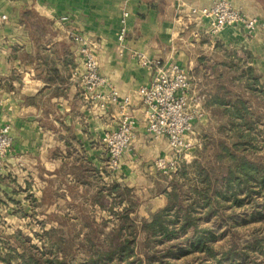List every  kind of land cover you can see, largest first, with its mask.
I'll return each mask as SVG.
<instances>
[{
    "label": "crops",
    "instance_id": "1",
    "mask_svg": "<svg viewBox=\"0 0 264 264\" xmlns=\"http://www.w3.org/2000/svg\"><path fill=\"white\" fill-rule=\"evenodd\" d=\"M232 1L259 19L255 32L233 25L213 37L206 32L209 19L189 20L191 6L214 0H0V124L10 126L14 139L0 172V231L59 234L80 227L88 208L99 209L96 197L110 189L117 195L111 184L127 190L125 201L136 203L131 215L139 220L164 208L166 187L156 182L154 161L171 147L167 137L147 132L139 89L155 69L140 57L186 67L198 94L201 79L220 70L230 53L264 83V0ZM123 26L126 36L119 40ZM82 44L91 47L119 101L129 98L136 120L127 164L116 172L106 164L101 139L118 127L121 106L98 107L85 98Z\"/></svg>",
    "mask_w": 264,
    "mask_h": 264
},
{
    "label": "trees",
    "instance_id": "2",
    "mask_svg": "<svg viewBox=\"0 0 264 264\" xmlns=\"http://www.w3.org/2000/svg\"><path fill=\"white\" fill-rule=\"evenodd\" d=\"M228 57L220 70L199 83L207 113L206 122L196 124L199 143L192 160H182L171 175L158 172L156 182L166 187L168 201L151 220L131 215L136 203L127 204V190L111 184L117 195L110 189L96 197L99 209L88 208L80 227L72 225L59 234L44 229L39 234L47 244L45 252L14 232L1 241L0 260L151 263L157 244L188 234L191 248L183 253H205L198 264H264V83L241 58L234 53ZM97 210L107 216L98 219ZM222 236H227L226 244L214 248L213 242ZM168 251L177 254L182 249Z\"/></svg>",
    "mask_w": 264,
    "mask_h": 264
},
{
    "label": "built area",
    "instance_id": "3",
    "mask_svg": "<svg viewBox=\"0 0 264 264\" xmlns=\"http://www.w3.org/2000/svg\"><path fill=\"white\" fill-rule=\"evenodd\" d=\"M188 16L191 22L209 19L206 32L213 37L233 25H242L247 33L252 34L259 25L256 16L248 15L236 7L232 0H214L210 6H191ZM2 17L5 19V16ZM125 36L126 27L123 26L118 38L124 40ZM76 39L83 42L81 38ZM80 52L84 61L81 82L85 98L98 107H105L110 102L121 106L118 127L105 132L101 139L108 152L106 164L111 171L116 172L127 164L124 155L133 145L136 120L130 111L129 98L119 101L118 91L99 72V64L91 47L82 44ZM140 61L144 66L155 69L152 80L139 89V95L147 108V132L156 139L167 137L171 147V154L156 158L154 166L159 172L171 175L182 160H188L190 152L198 144V139L192 136L195 134V124L207 114L204 96L196 92L189 70L181 64L143 55ZM106 88L109 90L107 94L104 92ZM13 142L10 126L0 124V172L5 169Z\"/></svg>",
    "mask_w": 264,
    "mask_h": 264
},
{
    "label": "rangeland",
    "instance_id": "4",
    "mask_svg": "<svg viewBox=\"0 0 264 264\" xmlns=\"http://www.w3.org/2000/svg\"><path fill=\"white\" fill-rule=\"evenodd\" d=\"M194 131H195V134L192 137L193 138L196 137V139H198V129H197L196 125L194 127ZM198 143H199V140H198ZM38 224L39 223L34 222L33 226L35 229H38V227H37ZM201 224L204 225L207 223L203 222ZM241 230L245 231L244 228H242ZM246 230H247V228H246ZM35 231H32V232H34V234L33 233L28 234L29 232L26 233V232L20 231V233L22 235V239H25L27 244L33 245V247H37L40 252H45L44 250H45L46 245H47L45 243V239L43 237H40L39 234L36 235ZM219 232L220 231H217L216 234H218ZM0 233H1V235H0V246H1L2 242H4L7 239V236L9 234H13L14 232L13 233H7L6 230L2 229V231H0ZM226 237L227 236H222V237L216 238L214 242L212 241L213 247L217 248L222 244H226ZM190 243H191V239L189 238V235L188 234H181V235L175 237L174 239H172L170 241L157 244L155 246V249L157 250V256H155L154 258L151 259V261H152L151 263H149L145 260H143L142 263H136V261L133 260V262L131 264H198L203 259L202 257L206 256V255H205V253L200 252V250H194L188 254H184L183 252L185 250H188L189 248H191L189 246ZM211 243H210V245H211ZM13 246H18L16 241H13ZM179 246L181 247L182 251H180L177 254H175L171 251H168V248L177 249V248H180ZM18 250L20 252L23 251V249L20 247L18 248ZM139 252H140V256L142 258H144L145 253H143L140 250H139ZM15 262L18 263V261L15 260V261H12V263H10V264H16ZM0 264H4V262L2 260H0ZM110 264H113V263H110ZM121 264H127V262L123 261V262H121Z\"/></svg>",
    "mask_w": 264,
    "mask_h": 264
}]
</instances>
